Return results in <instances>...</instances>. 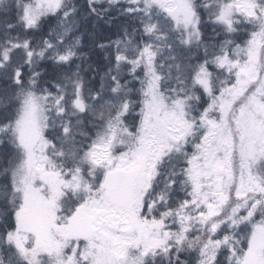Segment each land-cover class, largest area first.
I'll return each mask as SVG.
<instances>
[{
	"label": "snow or ice",
	"instance_id": "6c2138e0",
	"mask_svg": "<svg viewBox=\"0 0 264 264\" xmlns=\"http://www.w3.org/2000/svg\"><path fill=\"white\" fill-rule=\"evenodd\" d=\"M0 264H264V0H0Z\"/></svg>",
	"mask_w": 264,
	"mask_h": 264
}]
</instances>
